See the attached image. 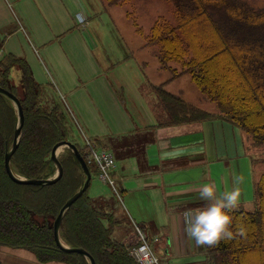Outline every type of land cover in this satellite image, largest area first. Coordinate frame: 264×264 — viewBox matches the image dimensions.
Listing matches in <instances>:
<instances>
[{"label": "trees", "instance_id": "obj_1", "mask_svg": "<svg viewBox=\"0 0 264 264\" xmlns=\"http://www.w3.org/2000/svg\"><path fill=\"white\" fill-rule=\"evenodd\" d=\"M167 1L174 5L173 22L158 18L147 44L158 45V63L170 72L171 81L189 75L217 113L168 93L163 84L152 90L166 124L219 120L240 129L253 147H264V7L253 8L244 0ZM124 3L106 1L108 7ZM1 45L0 41V50ZM172 63L181 70L171 67ZM13 68L20 73L17 85L10 82ZM0 87L18 98L24 115L19 146L10 160L12 172L25 179L50 178L55 172L50 153L57 143L69 141L80 150L71 116L45 94L46 86L34 81L23 58L0 57ZM16 120L11 102L0 95V248L27 250L40 264H89L80 254L62 251L53 237V223L61 208L83 183L76 158L70 150L64 151L59 158L62 177L54 184L14 183L6 174L4 158L12 145ZM95 145L102 144L95 141ZM89 187L64 213L60 240L84 250L95 264H137L128 247L113 236L119 224L117 208L111 203L117 202L115 197L91 198ZM253 188L257 210L230 212L232 238L203 245L207 264H264V172L254 180ZM241 228L244 235L238 234Z\"/></svg>", "mask_w": 264, "mask_h": 264}, {"label": "crops", "instance_id": "obj_2", "mask_svg": "<svg viewBox=\"0 0 264 264\" xmlns=\"http://www.w3.org/2000/svg\"><path fill=\"white\" fill-rule=\"evenodd\" d=\"M102 1L0 0V57L23 58L37 84L65 97L78 128L100 142L99 148L114 153L111 176L123 205L119 202L115 239L132 242L137 224L153 247L158 244L162 250L163 264H207L203 246L186 231V213L207 203L200 196L201 186L212 183L218 197L239 187V204L244 201L234 154H222L215 142V129L224 123L167 125L152 88L165 84L171 93L166 87L175 80H150L168 71L159 66L153 76L142 71V82L133 83L124 67L118 68L132 52L110 16L97 34L96 7ZM105 43L114 44L110 52ZM138 62L139 70L146 68V62ZM89 196L113 199L110 188L98 185ZM0 264L40 263L27 250L1 247Z\"/></svg>", "mask_w": 264, "mask_h": 264}, {"label": "rangeland", "instance_id": "obj_3", "mask_svg": "<svg viewBox=\"0 0 264 264\" xmlns=\"http://www.w3.org/2000/svg\"><path fill=\"white\" fill-rule=\"evenodd\" d=\"M106 1L108 0H103L102 2H100L101 4H98L100 7H96V32L99 36L101 35L100 30L103 29V25L105 23H109V20L107 22V16H110L111 19L114 20L112 22V24L114 23L113 26L116 28V31L119 34L121 33L120 31L123 30L126 43L129 47V50H131L132 52V56H129L127 59H125L123 63L120 62L118 68L121 67L122 70V68L124 67L122 71H125L128 76L131 77L133 83L139 80L142 82V71L149 76H153L160 66L157 60L159 47L156 44L147 45V36L150 33L151 27L154 25L158 18H164L167 21L173 22L172 14L174 5L172 2L167 0H126V3L114 7L112 8V10L111 7H108L107 11H111L107 12L105 11ZM244 1L253 8L264 7V0ZM134 23L136 24V26L134 25ZM17 25L19 27L18 21ZM107 27L110 29V24H107ZM137 29L139 31H137ZM104 46L105 49L110 52L114 44L105 43ZM129 50H126L127 55L129 54ZM136 61L140 62V66H142V62H146V68L139 70ZM171 66L177 70H181V66L177 63H172ZM10 75V82L17 85L20 78L18 69L13 68ZM170 77L171 74L167 71L159 74L158 76L154 75L150 78V80H152L155 84H159L161 82L167 81ZM176 79L175 81L167 85L166 89L169 92L181 93L182 97L186 101L200 107L206 112L212 114L217 113L215 105L203 98L200 91L191 81L189 75H183ZM44 91L45 94H47V96L50 97L54 102H58L62 107L65 106L57 97L55 91L50 87H46ZM18 95H20L21 97L23 96L21 89L18 90ZM144 95L153 98L151 92H146ZM47 96L46 98L49 100V102H51L50 98H48ZM212 122L216 121L214 120ZM222 123H224V127L226 128H221V126L218 128L216 127L214 134L215 142L217 143L218 148L221 149L222 154H226V151H228L229 154H234L233 166L235 168L238 184L243 188L242 192L244 194V201H242V203L233 210H243L252 213L257 210L253 183L254 180L256 178L258 179V177L264 172V147H253L250 138L247 137L246 134L243 133L240 129H238L237 127H233L229 123ZM76 141H78L80 146L82 145V143L79 141V138ZM59 154L61 157L64 154V151L60 152ZM89 168L92 175L89 193L97 185L99 187H103L105 190L109 189L107 185H103L96 179L94 167ZM109 195L111 197V193H109ZM111 203L114 207L116 206V211H118L119 203H115L113 200H111ZM120 205L123 208L121 202ZM117 214H119V212ZM154 250L158 258L161 260L162 250L159 248L158 244L156 246V249ZM30 253L31 252H29V254ZM161 264H163L162 260Z\"/></svg>", "mask_w": 264, "mask_h": 264}, {"label": "water", "instance_id": "obj_4", "mask_svg": "<svg viewBox=\"0 0 264 264\" xmlns=\"http://www.w3.org/2000/svg\"><path fill=\"white\" fill-rule=\"evenodd\" d=\"M0 95L7 98L11 102L13 108L16 111V118H17L15 130H14V134H13L12 145H11L10 149L5 153V158H4L5 171H6V174L8 175V177L11 179V181H13L14 183L19 184V185H32V186H45V185L54 184L62 177V173H63L62 166L59 163V158H58L59 151L66 148V149L70 150L73 153L74 157L76 158V160H77V162L81 168V172H82V176H83V183L79 187V189L76 191V193L61 208L57 218L55 219V221L53 223V237H54L56 245L62 251L66 252V253L80 254L87 259L89 264H95L93 258L88 253H86L82 249L70 248V247L64 245L62 243V241L60 240V237H59V227H60L64 213L66 212V210H68V208L71 206V204L74 201H76L88 189L90 181H91V174L89 172V169H88L82 155L80 154L79 150L77 149V147L74 144H72L69 141H62V142L57 143L52 148L51 153H50V161L53 163V165L55 167V172H54V175L52 177L47 178V179H43V180H36V179H25L23 177L15 175L11 170L10 160H11L12 155L16 152V150L19 146L21 131H22L23 123H24V115H23L21 103L15 95H13L11 92H9L8 90H5L1 87H0Z\"/></svg>", "mask_w": 264, "mask_h": 264}, {"label": "clouds", "instance_id": "obj_5", "mask_svg": "<svg viewBox=\"0 0 264 264\" xmlns=\"http://www.w3.org/2000/svg\"><path fill=\"white\" fill-rule=\"evenodd\" d=\"M200 196L207 203L199 210L186 213V231L197 245L214 246L225 238H232L233 217L230 212L237 208L241 200L239 187L217 196V189L212 183L201 186ZM244 229L238 234L244 235Z\"/></svg>", "mask_w": 264, "mask_h": 264}, {"label": "built area", "instance_id": "obj_6", "mask_svg": "<svg viewBox=\"0 0 264 264\" xmlns=\"http://www.w3.org/2000/svg\"><path fill=\"white\" fill-rule=\"evenodd\" d=\"M85 153L88 164L94 165L98 171V177L103 183L109 184L113 191L114 182L111 179L110 172L114 167V157L111 153L106 151H96L93 143L87 137L83 136ZM138 234V245L130 250L131 256H133L139 264H159L158 259L152 252L145 237L136 228Z\"/></svg>", "mask_w": 264, "mask_h": 264}, {"label": "bare ground", "instance_id": "obj_7", "mask_svg": "<svg viewBox=\"0 0 264 264\" xmlns=\"http://www.w3.org/2000/svg\"><path fill=\"white\" fill-rule=\"evenodd\" d=\"M62 151V150H61ZM61 151H59V152H61Z\"/></svg>", "mask_w": 264, "mask_h": 264}]
</instances>
